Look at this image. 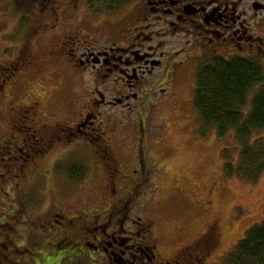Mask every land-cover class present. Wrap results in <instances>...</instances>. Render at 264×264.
I'll list each match as a JSON object with an SVG mask.
<instances>
[{
  "label": "rangeland",
  "instance_id": "obj_1",
  "mask_svg": "<svg viewBox=\"0 0 264 264\" xmlns=\"http://www.w3.org/2000/svg\"><path fill=\"white\" fill-rule=\"evenodd\" d=\"M72 5L76 18L86 17L81 24L65 28L57 25L54 17H47V11L59 12L61 7L71 9ZM88 6V0H0V81H8L5 92L0 93V129L6 125L5 118L12 116L10 112L14 114L21 104L33 103L34 98L40 102L39 112L49 115L48 122L53 125L56 120L62 124L69 108L83 105L92 97L93 85L84 81L85 76H76L71 67L57 59L62 43L58 37L62 35H77L71 42L89 35L97 46L107 41L103 37L106 30L94 28L96 16L89 14ZM27 55L32 65L24 61ZM195 88L193 78L178 88L177 98H168L157 106L151 103L135 115L118 109L102 110L96 125L103 130L102 138L74 140L68 145L55 141L52 156L38 162L34 173L28 167L26 178L17 176L16 168L10 172L6 166L4 169L0 151V222L7 212L22 206L21 224H14L25 241L13 243L18 259L30 261L29 232L33 241L50 242L47 234L57 224L46 219L76 218L74 227L69 223L64 229L65 235L75 233L76 226L90 223L93 217H101L99 222L104 223L110 205L125 199L132 216L141 222L139 227L150 226L152 241L164 258L200 242L187 250L194 256L201 254L197 264H227V257L249 228L264 221V203H260L264 194L260 186L254 187L253 193L249 191L253 184L248 180L224 174L223 151L229 150L230 162L236 166L237 141L233 132L220 138L215 125L207 126L200 119L193 100ZM252 96L251 92L248 101ZM15 124L14 129L19 131L21 120ZM51 128L56 129L55 125ZM22 130L24 138L33 134L32 128ZM31 142L28 139L27 143ZM75 163L85 170L83 179L76 182L68 176V168ZM216 221L218 244L208 251L202 236ZM3 228L0 224L1 232ZM17 234L8 228L0 240ZM8 244H0V259L4 253L10 254L4 248ZM24 249L20 255L18 251ZM77 250L75 253L67 247L56 255L47 248L38 257L40 264H73L83 257L80 246ZM2 261L0 264H15Z\"/></svg>",
  "mask_w": 264,
  "mask_h": 264
},
{
  "label": "flooded vegetation",
  "instance_id": "obj_2",
  "mask_svg": "<svg viewBox=\"0 0 264 264\" xmlns=\"http://www.w3.org/2000/svg\"><path fill=\"white\" fill-rule=\"evenodd\" d=\"M62 8L65 7H61L59 12L47 11V17H54L57 25H65V28L84 22L82 19L86 18L85 15L76 18L75 8L66 6L67 10L61 11ZM66 12L68 15L65 16ZM88 12L96 16L94 28L103 27L106 30L103 37L107 41L97 46L91 42L93 38L89 35L81 34L85 37L76 42H71V39L74 36L78 38L77 35H62L58 37L62 43L57 59L71 67L76 76H85L84 81L93 85L90 91L92 97L83 105L69 108L62 124L57 120L53 125L48 122L49 115L39 112L41 107L37 98L33 103L30 101L27 105H19L14 114L9 113L12 116L5 118L6 125L0 129V151L3 152L4 169L6 166L10 172L16 168L19 172L17 176L26 178L28 167L33 168L34 173L38 162L52 156L57 140L68 145L74 140L92 142L90 137L102 138L103 130L96 125L104 109H118L121 113L135 115L151 103L157 106L168 98H177L178 88L192 82L199 67L210 65L215 58L251 59L264 76V0H133L115 12L104 9L94 12L90 5ZM25 15L21 14L22 17ZM69 43L72 44L70 47ZM52 58L55 62L56 59ZM24 61L31 65L33 62L28 55ZM7 82L1 79L0 93L5 92ZM254 87L253 96L264 87V82ZM250 107L251 101H248L244 107L246 112L251 110ZM18 118L21 124L19 131H16L14 127ZM54 125L56 129L51 128ZM21 126L33 129L30 138L20 135V132H24ZM254 137L264 147V128ZM28 139L32 140L31 144L27 143ZM261 172L256 180H248L253 184L249 188L252 193L254 187L260 186L264 194V168ZM260 203H264V196ZM18 204L21 206L20 202ZM123 205H126L125 199L117 200L103 216L106 220L104 223L99 222L101 217H93L90 223L85 221L75 227V233L67 232L66 235L65 226L71 223L74 227L76 218L64 216L62 221L46 219L45 222L57 225L48 232L47 238H51L46 244L44 240L33 241L29 232L27 244L32 251L30 261L40 264L38 256L47 248L57 255L67 247L77 253L80 246L79 254L83 257L74 260L73 264H197L201 254L194 256L187 250L200 242L186 246L174 257L164 258L155 241H152L150 226L140 228L141 222L136 221L127 205L126 208ZM21 208H13L0 222L4 227L0 231V239L8 228L18 233L14 238L6 235L7 240L4 237L0 240V244L9 243L4 248L10 254L4 253L3 261L0 259L4 263H30L28 258L19 260L15 254L17 251L13 250L14 242L25 243L17 226L21 224ZM218 237L216 221L208 226L202 236V244L207 250L215 248ZM146 239H150L151 244H146ZM25 251L18 253L21 255ZM88 259L90 263H87Z\"/></svg>",
  "mask_w": 264,
  "mask_h": 264
},
{
  "label": "trees",
  "instance_id": "obj_3",
  "mask_svg": "<svg viewBox=\"0 0 264 264\" xmlns=\"http://www.w3.org/2000/svg\"><path fill=\"white\" fill-rule=\"evenodd\" d=\"M133 0H88L98 12L121 10ZM96 9V10H95ZM194 106L205 125H215L220 138L233 132L239 147L236 166L230 162L229 150L224 149V174L232 178L256 180L264 168V147L254 135L264 128V87L256 91L251 110L244 109L248 95L257 83L264 82L261 69L254 61L243 57L215 58L210 65L199 67L196 74ZM72 181L83 179L85 170L75 163L68 168ZM245 238L227 257V264H264V221L252 225Z\"/></svg>",
  "mask_w": 264,
  "mask_h": 264
}]
</instances>
